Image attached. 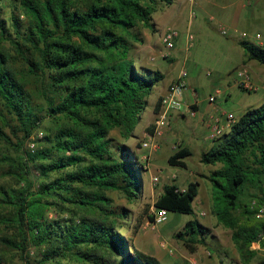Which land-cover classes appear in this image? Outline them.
Returning <instances> with one entry per match:
<instances>
[{"label":"trees","instance_id":"1","mask_svg":"<svg viewBox=\"0 0 264 264\" xmlns=\"http://www.w3.org/2000/svg\"><path fill=\"white\" fill-rule=\"evenodd\" d=\"M174 1L0 0V142L15 151L0 150V165L1 176L16 181L15 187L0 184V208L8 209L2 222L11 221L19 238L0 236L1 252L31 244L43 248L38 264H160L121 233L126 209L108 192L131 201L142 189L141 163L125 141L164 74L137 66L130 51L142 41L139 24L155 31L154 5ZM237 43L246 60L264 65L263 46L247 38ZM31 81L39 83L37 91ZM46 117L56 119V126L27 149L26 141ZM220 138L200 154L201 163L216 166L206 175L215 191L210 209L232 230L233 243L248 260L256 253L251 244L264 232V216L256 215L264 204V103L246 109ZM190 154L180 145L167 162L186 167L183 159ZM32 171L39 182L30 178ZM246 187L255 192L243 204ZM197 190V182L183 190L165 184L154 207L193 214ZM49 209L57 215L48 217ZM242 213L255 222L242 223ZM175 235L192 252V244L205 245L210 228L194 218Z\"/></svg>","mask_w":264,"mask_h":264},{"label":"rangeland","instance_id":"2","mask_svg":"<svg viewBox=\"0 0 264 264\" xmlns=\"http://www.w3.org/2000/svg\"><path fill=\"white\" fill-rule=\"evenodd\" d=\"M156 4L154 5L156 10L152 13V18L157 20L159 24L160 15L164 8H160L163 5ZM186 5L185 23L173 28L179 31L177 44L171 49L175 56L174 60L172 61L169 54L165 57L159 56L158 50L163 47L162 37L167 29L163 30L164 24H159L161 31L156 28L155 31H151L139 24L137 30L142 41L135 42L130 51V56L135 64L137 66H139V63L144 64L143 66L148 64V67L161 71L165 75L163 81H168L178 74L183 65L187 77L192 81V86L196 88L194 89L196 99H207L215 87H223L227 89L230 95L228 102L223 103L224 109L227 112H232L236 118L246 109L263 104L264 65L255 60H247L251 62L246 65L243 61L244 51L242 47L236 45L235 38L237 41L244 39L242 37L244 34L248 40L264 47V0H196L195 4L193 0L191 6L190 1L187 0ZM9 9L7 8L6 11L8 12ZM15 12L23 23L25 18L20 10H15ZM229 12L230 14L239 12V16L235 21H231L227 17ZM189 13H193L196 21H200L189 27L194 36L191 47H187L185 39V32L188 29L186 20L190 16ZM5 15H8V13H5ZM222 27L226 29V33L221 32ZM257 34L260 38H256ZM4 43L10 47L8 42ZM9 50L13 53L11 48ZM153 55L156 56L155 60L150 58ZM135 58H139V61H136ZM241 68H247L250 81L254 86H257L256 90L246 89L238 82L236 73ZM258 72L259 75H257ZM29 86L32 91H37L40 85L36 81H31ZM154 99L155 94L153 91L149 95L148 105L142 112L140 120L133 131L135 136H130L125 141L135 151L141 163L143 169L142 189L138 197L131 201L117 191L108 192L114 204L126 209L123 222L119 220L120 225H122L121 233L128 237L133 248L155 256L160 264H264V245H261L263 240L261 236L264 232L259 235V247H257V242L250 246V249L256 251L255 255L249 257L248 260H244L231 239L232 230L218 223L211 213L210 208L215 191L206 179V175L216 166L200 162L199 149L195 147L196 145L190 147L191 154L185 157L186 167L170 165L167 162L168 156L178 149L177 141L180 137L176 135L181 132L203 140L205 134H208L207 131H204L201 126L200 129L193 131L186 124L181 125L183 119L179 116L176 119L172 118L170 123L168 115L169 123L167 127L171 125L172 130L164 135L167 142H161L164 131L152 153L141 146L146 134L153 129L155 115H152L151 106ZM37 100H40V98ZM218 101L219 99L216 102ZM187 119L194 121L189 116H187ZM55 122H57L56 119L44 118L41 126L26 141L25 147L27 149L35 148L38 144L37 139L48 129L55 127ZM148 123V127L145 128ZM110 134L123 141L116 130H112ZM211 142V144L217 145L222 142V139H215ZM0 150H9L10 154H15L12 148L10 149L8 146L7 149V146L2 142H0ZM2 169L4 167L0 165V184L15 187V179L10 176H1ZM202 170H205L206 173H202ZM37 175L36 171H32L30 178L39 182L41 179L37 178ZM153 177H157V180L154 181ZM173 179L179 187L186 186L189 182L198 183L197 196L193 201L194 212L193 214L168 212L164 222L154 224L153 221L148 219V215H155L154 201L162 191L163 185L171 183ZM254 192L255 190L252 187L244 189L243 204L249 203L252 198L248 194ZM46 215L53 217L57 214L55 210L49 209ZM238 215L242 223L253 224L255 222V219L250 215H243V213ZM9 216L8 209L0 208V236L6 235L18 240L17 230L10 225L11 221L6 220L8 224L2 222V219ZM194 218L210 228V235L207 236L205 245L192 244L195 250L191 252L175 234L182 229L187 220ZM42 249V247L31 244H27L22 251L16 248L4 249L2 252L0 251L1 264H38L37 261L41 259L40 251ZM65 262L78 264L71 260Z\"/></svg>","mask_w":264,"mask_h":264},{"label":"built area","instance_id":"3","mask_svg":"<svg viewBox=\"0 0 264 264\" xmlns=\"http://www.w3.org/2000/svg\"><path fill=\"white\" fill-rule=\"evenodd\" d=\"M193 2V0H189ZM193 17V13L190 14V18ZM222 33H226V29L222 27ZM179 37V31L173 28H167L164 31L162 37L163 47L158 50L160 57H165L169 54V51L174 47L175 40ZM243 38L246 36L243 34ZM256 38H260L259 34L256 35ZM185 39L187 47H191L192 42L194 40V36L191 31L188 29L185 33ZM151 60H155L156 56L150 57ZM238 82L246 89H257V86H254L250 81V74L247 68H241L236 73ZM186 77L187 72L185 67L182 65L180 68L177 78L173 81L167 91L159 97L158 100V108L157 111L154 113L155 118L153 121V129L146 134L145 140L141 143V146L148 150L149 153L157 147V143L159 138L162 136L164 129L168 125V115L171 111H179L184 108L187 109V112L190 117H194L196 111L192 108L191 105L185 103L182 99V92L186 87ZM264 89V86L262 87ZM224 95V88L222 87H215L213 92L209 94L208 101L209 103L215 105V102ZM219 115H212L210 116L209 120L206 123L208 128V137L210 140H214L220 136H222L226 130H229L230 126L237 120L232 112H227L225 109H217ZM153 180H157V177H153ZM264 200V195H263ZM255 200L252 201L255 204ZM167 211L165 209L156 210L154 215V224L162 223L167 218ZM256 215L258 217L264 216V204L259 205L257 208ZM261 239H264V233L261 236ZM257 247H259L260 239L257 241ZM255 243V242H254Z\"/></svg>","mask_w":264,"mask_h":264},{"label":"crops","instance_id":"4","mask_svg":"<svg viewBox=\"0 0 264 264\" xmlns=\"http://www.w3.org/2000/svg\"><path fill=\"white\" fill-rule=\"evenodd\" d=\"M186 2H187V0H175L169 6L160 7V8H164V10L162 11V13L160 15V20H159V24L160 23L164 24L163 30L168 28V27L175 28L176 26L185 23L186 8H187ZM195 3H196V0H194V4ZM191 4H192V2H190V6H191ZM189 15H190V13H189ZM238 16H239V12H237V14L236 13L230 14V12L227 14V17H229V19L231 21H235ZM153 22L155 23V28L160 30L157 20L153 19ZM199 22L200 21H196L195 17L190 18V16H188V18L186 20V26L189 29V27L193 26V24L199 23ZM235 42H236V45L238 46L236 38H235ZM176 44H177V39L174 42V47H175ZM169 56H170V58L173 61L175 56L171 52V50L169 51ZM243 58H244L243 61L246 63V65L250 64V62L252 61V60L251 61H247L245 59V56ZM135 59H136V61H139V58H135ZM141 64L142 63H139V65H141ZM142 65H144V64H142ZM145 65L147 66L148 64H145ZM177 75L178 74H176L175 76L170 78L168 81H163L164 77H165V75H164L163 79L152 89L151 93H153V91H154V94H155V99H154V102L152 103V106H151V110H152V115L153 116H154V113H155L154 112V104H155L157 98L159 96L163 95L167 91V89L169 88L170 84L173 81L176 80ZM257 75H259V72L257 73ZM194 89H196V88L192 86L191 79L189 77H186V87L184 88V90L182 92V99H183V101L185 103L191 105L192 108L196 111L195 116L191 117L192 120H194V121H189L187 119V116H189V114L187 112V109L184 108V110H182V111L181 110H179V111H175V110L171 111V113H169V122L171 123L170 120L172 118L176 119L177 116H179V117H181L183 119L181 125H185L186 124L187 127L190 128L193 131H195L197 129H200V126H201L204 131L208 132V128L206 126L207 121L209 120L210 116L216 115L218 113L217 109H220V108L224 109L223 103L228 102V99H229L230 95H229V92L227 91V89L224 88V95L221 98H219L218 102H215V105H213V104L209 103L208 99H202V100L196 99V91ZM148 125H149V123L145 126V128L148 127ZM171 130H172L171 125L169 127L165 128V130H164L165 132H164V134H163V136L161 138V142L162 141L163 142H167V138H165L164 135H165V133L170 132ZM227 131L228 130H226V132ZM132 136H135V134L133 133ZM176 136L180 137L178 139V141H177L178 146L181 145L184 148H187V149H189V151H191L190 147L192 145H196L195 147H197V149H199V154H201V152H203V151L208 150L211 146H214L213 144H211L212 143L211 141H213V140L209 139L208 134H205V137H204L203 140L197 139V138L192 137V136H188L186 134H182L181 132L179 133V135H176ZM171 147L173 148V145ZM183 160L185 161V158ZM204 171L202 170L201 172L202 173H206V171L205 172ZM171 183L176 184L175 183V179H173ZM178 188L180 190H183L184 188H186V186H183V187H179L178 186Z\"/></svg>","mask_w":264,"mask_h":264}]
</instances>
